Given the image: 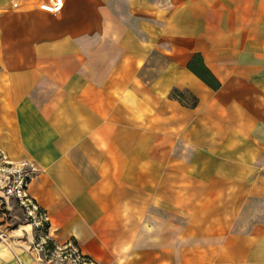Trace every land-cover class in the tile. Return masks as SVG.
I'll return each instance as SVG.
<instances>
[{
	"label": "crops",
	"instance_id": "0c3cea01",
	"mask_svg": "<svg viewBox=\"0 0 264 264\" xmlns=\"http://www.w3.org/2000/svg\"><path fill=\"white\" fill-rule=\"evenodd\" d=\"M9 1L0 152L34 169L47 227L0 215V264L70 244L91 264H264V0Z\"/></svg>",
	"mask_w": 264,
	"mask_h": 264
},
{
	"label": "rangeland",
	"instance_id": "374dc122",
	"mask_svg": "<svg viewBox=\"0 0 264 264\" xmlns=\"http://www.w3.org/2000/svg\"><path fill=\"white\" fill-rule=\"evenodd\" d=\"M152 62V66L157 64L158 68L155 72H148L145 80L149 82L166 67V62L160 57L155 56ZM34 173L29 163H9L0 152V215L6 221L7 229L21 224L41 226L40 221L37 222L36 207L23 192L30 179L35 177ZM13 206L18 208L15 213H12ZM20 206H24L25 210H20ZM42 220L44 222L43 216Z\"/></svg>",
	"mask_w": 264,
	"mask_h": 264
},
{
	"label": "built area",
	"instance_id": "2783aa9c",
	"mask_svg": "<svg viewBox=\"0 0 264 264\" xmlns=\"http://www.w3.org/2000/svg\"><path fill=\"white\" fill-rule=\"evenodd\" d=\"M9 4L12 8H16L17 4L10 0ZM64 6V0H47L38 5V9L49 15H57L59 14ZM44 217V216H43ZM42 218V216H41ZM45 220V218H44ZM5 237L3 234H0V240L4 241ZM50 258L55 260V264H91L92 262L83 257L76 246L67 245L63 248H55L53 251L49 253Z\"/></svg>",
	"mask_w": 264,
	"mask_h": 264
},
{
	"label": "trees",
	"instance_id": "16d2710c",
	"mask_svg": "<svg viewBox=\"0 0 264 264\" xmlns=\"http://www.w3.org/2000/svg\"><path fill=\"white\" fill-rule=\"evenodd\" d=\"M187 69L210 89L215 91L219 88L218 82L212 77L209 71L205 68L202 59L199 55L196 54L193 56V58L187 65ZM170 97L191 108H194L197 105V99L187 92H179L177 90H173ZM17 209L18 208L16 206H13L12 213H15ZM19 209L22 211L25 210L24 206H20ZM43 214L44 212H42L41 209L36 208L37 217L43 216ZM9 216H11V214H9ZM42 227L43 228L47 227L46 222L42 223ZM49 250L50 253L51 251H53V248L51 247Z\"/></svg>",
	"mask_w": 264,
	"mask_h": 264
}]
</instances>
